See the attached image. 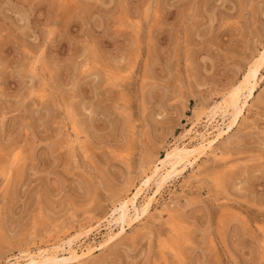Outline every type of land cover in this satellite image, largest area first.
Returning <instances> with one entry per match:
<instances>
[{"label": "rangeland", "instance_id": "obj_1", "mask_svg": "<svg viewBox=\"0 0 264 264\" xmlns=\"http://www.w3.org/2000/svg\"><path fill=\"white\" fill-rule=\"evenodd\" d=\"M263 48L264 0H0V264L107 217ZM257 77L149 213L104 249L94 230L67 264H264Z\"/></svg>", "mask_w": 264, "mask_h": 264}, {"label": "bare ground", "instance_id": "obj_2", "mask_svg": "<svg viewBox=\"0 0 264 264\" xmlns=\"http://www.w3.org/2000/svg\"><path fill=\"white\" fill-rule=\"evenodd\" d=\"M248 66L247 71L243 74L241 79L225 92L220 97V100L218 99L219 101L217 103L210 108L203 109V112H200L201 116L199 119L196 117V125H198V121L203 119L202 123H204L203 127L205 128H203V132L198 133L195 131V128H193L190 130V133H188L193 135L187 138L189 141L188 143L177 142V144L175 142V144L165 152L164 156H153L150 163L151 165L148 167L144 177L141 178L139 182L131 185L132 192L129 196L117 197L114 199L112 209L107 217L99 219L96 222V226H87L77 231L75 230V232L67 236L69 238L68 241L60 240L48 247L35 250L27 248L20 251V253L24 255V257H22L24 259L22 264H67L80 261L90 256L91 252L94 250L85 249L83 251V248L79 245L85 243L92 233L95 232L94 230L101 228L107 231V239L104 240L100 246V248L104 249V247L111 244L124 233L125 227H129L132 222L149 213L154 204H157L158 199L162 197V193L167 187L166 185L171 183L175 177L183 174L188 166L192 167L195 165L207 151L213 148L217 139L211 138V134H213V132H219L221 126H225L227 131H229V129L238 122L240 117L242 118V113L247 107L249 99L260 79L257 75L261 69H264V48L258 53L252 64ZM229 95H231V102L227 99ZM219 112H227V116L224 119L225 121L221 125L216 124ZM196 125L194 124V126ZM220 134L221 133H218L214 135V137H218ZM183 139L187 140L184 136ZM152 184H157V186L154 191L150 192L149 188ZM141 196H143V200L140 202ZM105 222L106 224L103 226L102 223ZM15 258L16 255L10 259L8 258L6 264H11L13 260H16Z\"/></svg>", "mask_w": 264, "mask_h": 264}]
</instances>
